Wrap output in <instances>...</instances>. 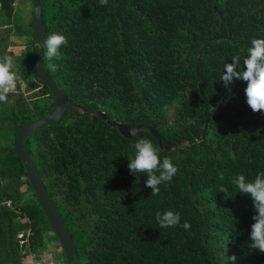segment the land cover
<instances>
[{"label":"trees","instance_id":"16d2710c","mask_svg":"<svg viewBox=\"0 0 264 264\" xmlns=\"http://www.w3.org/2000/svg\"><path fill=\"white\" fill-rule=\"evenodd\" d=\"M19 7L0 0V26L18 38L3 52L27 76L26 94L0 115V264H23L22 233L31 232L32 243L53 232L12 149L17 125L54 105L31 74V18L25 22ZM40 8L44 43L53 33L67 38L53 60L58 70L48 68L46 48L43 69L76 108L30 135L24 150L79 264H264V252L249 247L252 200L233 183L264 172V112L240 111L246 82L220 81L225 63L238 55L242 66L251 41L264 38V0H40ZM214 111L224 113L210 117L202 141L187 145ZM99 112L132 136L122 137ZM149 130L170 147L159 149L161 161L178 169L155 196L147 174L128 169L139 139L158 147ZM27 192L32 198L23 200ZM167 210L190 228H160L156 213Z\"/></svg>","mask_w":264,"mask_h":264},{"label":"clouds","instance_id":"9594fccd","mask_svg":"<svg viewBox=\"0 0 264 264\" xmlns=\"http://www.w3.org/2000/svg\"><path fill=\"white\" fill-rule=\"evenodd\" d=\"M109 0H99L101 6H106ZM67 44V38L58 33L51 34L43 47L46 48L48 68L55 72L58 65L53 63L59 59V49ZM231 63H225L221 80L225 87L234 84L235 81L246 82L244 89L246 103L253 112H264V38H254L251 47L247 49V56L241 66L240 57L233 56ZM11 57L0 59V103H6L8 95L17 88V74L12 70ZM242 69V70H241ZM135 156L129 160L128 169L135 172L146 173V187L151 189V195H159L160 185L170 182L178 169L172 164L170 158L165 157L161 161L159 148L151 140L141 138L135 145ZM159 173V174H157ZM233 183L238 192L250 196L255 210L252 216L249 247L259 252H264V172L258 173L255 178L248 181L243 174L237 175ZM155 219L160 228L182 226L185 230L190 228L188 222L181 225L180 213L167 210L157 212ZM236 257H227V260L235 261Z\"/></svg>","mask_w":264,"mask_h":264},{"label":"water","instance_id":"95a60500","mask_svg":"<svg viewBox=\"0 0 264 264\" xmlns=\"http://www.w3.org/2000/svg\"><path fill=\"white\" fill-rule=\"evenodd\" d=\"M33 5V17L31 20L32 38L34 46L32 47L31 56V74L34 79L43 82L49 89L50 93L54 98V105L49 114L45 117L38 118L33 121L21 122L17 125L15 136L13 140V152L21 160L24 167V171L27 180L33 190L37 203L39 204L46 220L48 221L54 235L56 236L58 243L64 253L65 264H79V257L74 247L73 241L57 211L55 208L43 181L40 178L37 167L29 158L28 154L24 150L25 140L36 132L39 128L60 123L64 118L68 109L76 108V104L70 101L63 89L56 86L55 82L49 77L43 69V50H44V36H45V25L42 20V13L40 8V0H32ZM38 47V50L36 49ZM246 103L240 111H246L248 109ZM223 111H214L205 121L204 130L199 139L187 143L191 145L202 141L208 131V124L210 117H220ZM101 119L105 120L108 124H111L108 120L107 115L104 112L97 114ZM112 127L117 128L119 134L124 138H130L133 131L130 127L116 122L111 124ZM149 133L154 137L159 149L169 150V146H165L161 143V138L158 132L149 130Z\"/></svg>","mask_w":264,"mask_h":264},{"label":"rangeland","instance_id":"374dc122","mask_svg":"<svg viewBox=\"0 0 264 264\" xmlns=\"http://www.w3.org/2000/svg\"><path fill=\"white\" fill-rule=\"evenodd\" d=\"M16 3L20 6L19 7V14L24 19L25 22H29L30 18L32 20L33 17V8H32V0H16ZM18 42L17 34H11L8 32L6 27L0 26V59L4 57H9L3 52V48L7 45H16ZM13 60V59H12ZM17 74V88L13 93H10L8 95V99L6 103H0V115L6 114L7 110L9 109V106L13 103L14 98L19 93L26 94V79L27 76L25 72L20 69L17 65V63L13 60V69ZM5 123L0 119V124ZM23 191L25 187H22ZM32 194L31 193H25L23 195V200L31 199ZM20 235L22 236V245H23V253L26 250L27 255L23 259V264H65L63 262V258L60 255L61 249L59 248V243L52 241L53 232L49 230H43L40 232L41 236L39 238V241L36 242V239H34L31 243L29 241V236L32 234L29 231H26ZM31 243V244H30Z\"/></svg>","mask_w":264,"mask_h":264}]
</instances>
